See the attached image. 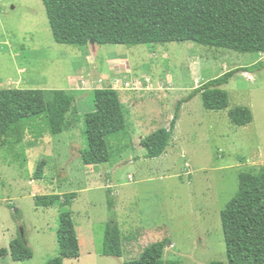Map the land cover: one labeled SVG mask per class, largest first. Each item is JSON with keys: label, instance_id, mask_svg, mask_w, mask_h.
<instances>
[{"label": "rangeland", "instance_id": "obj_1", "mask_svg": "<svg viewBox=\"0 0 264 264\" xmlns=\"http://www.w3.org/2000/svg\"><path fill=\"white\" fill-rule=\"evenodd\" d=\"M259 62L264 54L193 42L62 45L42 0H0V89L65 90L74 94L79 112L73 131L45 133L32 146L27 128L22 145L0 148V249H9L24 230L34 250L30 260L7 256L0 264H47L52 253L57 256L64 210L73 217L80 264H124L164 239L170 240L165 260L229 264L221 212L238 192L239 174L264 167V68L239 72L223 87L227 110L207 111L200 95L183 104L172 144L160 158H147L140 142L169 128L177 104L194 89ZM106 87L119 92L127 134L112 143L110 163L87 166L80 154L87 147L83 119L95 110L94 91ZM238 106L252 110L248 126L231 122L229 112ZM43 160L44 177L35 179ZM72 193L78 197L69 208L35 204V196ZM110 222L129 239L123 258L101 254Z\"/></svg>", "mask_w": 264, "mask_h": 264}, {"label": "trees", "instance_id": "obj_2", "mask_svg": "<svg viewBox=\"0 0 264 264\" xmlns=\"http://www.w3.org/2000/svg\"><path fill=\"white\" fill-rule=\"evenodd\" d=\"M47 19L58 44L85 47L95 40L99 46L169 44L193 42L199 45L234 51L241 54H264V0H42ZM264 62L231 70L194 89L176 107L169 128L159 129L142 138L140 145L146 157L163 156L172 144L182 105L198 95L207 111H224L230 107L229 93L223 89L239 72L249 73ZM95 110L84 116L87 147L81 158L87 166L110 163L114 141L127 134L126 119L117 89L106 87L94 91ZM74 94L41 89H0V148L15 149L22 145L28 132L32 146L45 133L56 136L73 131L79 123ZM238 127L254 120L249 107L238 106L229 112ZM46 161H41L34 175L43 179ZM236 196L221 212L222 228L229 264H264V167L259 173L241 172ZM78 195L58 194L35 196L41 208H69ZM113 207V201H109ZM19 235L9 249H0V257L11 256L16 262L34 257L28 241ZM129 239L118 223L105 226L103 249L106 257L123 258ZM58 255L47 264H64L79 259L81 246L72 214L59 215L57 231ZM170 244L164 239L144 248L139 258L126 259L124 264H184L165 260ZM211 264H221L212 262Z\"/></svg>", "mask_w": 264, "mask_h": 264}, {"label": "crops", "instance_id": "obj_3", "mask_svg": "<svg viewBox=\"0 0 264 264\" xmlns=\"http://www.w3.org/2000/svg\"><path fill=\"white\" fill-rule=\"evenodd\" d=\"M28 242H29V241H28ZM28 244H29V243H28ZM29 246L32 248V246H31L30 244H29ZM32 249H33V248H32ZM33 251H34V250H33ZM53 252H56V251H53ZM57 255H58V252H57ZM51 256H52V257H49L48 259H46V262H47L48 260H50V259L56 257L55 253H52ZM10 257H11V256H10ZM70 261H74L73 263L80 264L81 261H82V254H81V256H80L79 259L66 260L64 264H67V263L70 262Z\"/></svg>", "mask_w": 264, "mask_h": 264}, {"label": "water", "instance_id": "obj_4", "mask_svg": "<svg viewBox=\"0 0 264 264\" xmlns=\"http://www.w3.org/2000/svg\"><path fill=\"white\" fill-rule=\"evenodd\" d=\"M91 43H95V40H92Z\"/></svg>", "mask_w": 264, "mask_h": 264}]
</instances>
